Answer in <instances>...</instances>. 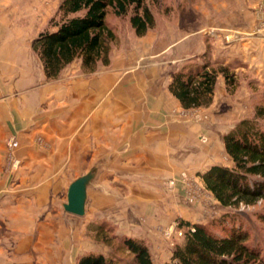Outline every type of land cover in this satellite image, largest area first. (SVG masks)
<instances>
[{
  "label": "rangeland",
  "instance_id": "374dc122",
  "mask_svg": "<svg viewBox=\"0 0 264 264\" xmlns=\"http://www.w3.org/2000/svg\"><path fill=\"white\" fill-rule=\"evenodd\" d=\"M61 2L0 0V39L26 46V74L35 80L28 90L52 83L81 90L83 84L80 94L71 95V105L84 106L77 129L90 142L86 149L68 151L67 158L65 150L58 153L49 140L37 137V149L49 156L47 166L38 157L23 167L13 135L7 138L0 150V175H10L11 182L0 181V264H14L15 255L25 264L29 252H18L28 238H54V264H76L89 253L108 257L116 241L109 246L95 237L96 227L111 229L109 237L129 236L120 230L132 226V217L138 220L133 225L149 224L147 236L130 237L145 243L153 264L172 261L175 245L192 227L188 224H203L222 236L241 229L264 264V199L223 206L201 178L213 165L234 167L223 136L264 106V43H255L264 33V0H145L154 25L143 36L130 24L132 9L117 15L109 8L106 24L113 38L108 63L88 72L76 59L57 78L47 79L31 43L40 32L56 28ZM205 63L227 66L235 84L228 87L218 75L211 104L185 109L169 91L172 76ZM98 80L111 85L98 91L92 87ZM255 125L264 132V120ZM98 131L103 133L94 137ZM91 169L96 175L88 187L85 214L65 212L69 184ZM19 175L35 180L20 181ZM14 188L19 193L9 196ZM137 193L141 197L131 196ZM50 262L29 259L26 264Z\"/></svg>",
  "mask_w": 264,
  "mask_h": 264
},
{
  "label": "trees",
  "instance_id": "16d2710c",
  "mask_svg": "<svg viewBox=\"0 0 264 264\" xmlns=\"http://www.w3.org/2000/svg\"><path fill=\"white\" fill-rule=\"evenodd\" d=\"M109 8L117 15H125L132 9L130 24L137 36L145 35L154 25L145 0H62L59 5L62 16L56 28L40 32L31 43L47 79L57 78L76 59H80L81 67L88 72L94 71L99 63H108L113 38L106 24ZM218 75L228 87L235 84L227 66L214 68L205 63L174 73L168 88L185 109L207 107L212 102ZM258 120H264V106L256 107L251 119L240 120L223 136L233 168L213 165L201 174L206 189L223 206L253 205L264 199V132L256 128ZM188 226L193 230L191 227L184 230L183 240L175 245L168 264L262 263L260 252L247 244V233L241 229L222 236L203 224ZM95 232V237L109 246L116 241V247L108 257L84 254L76 264H153L148 247L140 239L109 237L112 230L103 224Z\"/></svg>",
  "mask_w": 264,
  "mask_h": 264
},
{
  "label": "crops",
  "instance_id": "0c3cea01",
  "mask_svg": "<svg viewBox=\"0 0 264 264\" xmlns=\"http://www.w3.org/2000/svg\"><path fill=\"white\" fill-rule=\"evenodd\" d=\"M255 40V43H264V33L258 34ZM22 43H25V41H22ZM18 46L19 43L17 44L13 43V41L0 39V150L4 149L7 138L13 135V144H15L17 156L23 157L21 158L24 161L23 167L30 166L31 164L29 162H33L34 158L38 157H40V159L44 157L45 164H41L47 166L45 159L49 156L47 153L37 149L34 143V139L37 137L42 136L47 141L49 140L52 144V149L57 150L58 153L60 150L62 152L65 150L62 156L66 157L69 155L68 151H74V149L80 150L82 148L86 149V144L90 142L89 136L86 133L82 135L77 129V126L79 127L80 124H78L79 121L77 119L83 115L80 109L81 107L84 108V106L71 105V95L80 94L81 91H83V84L81 85V90L79 88L77 90L75 88L70 89L69 87L62 86V84L54 85L53 83L28 90L35 80H33V78L30 79L28 73L26 74L25 69L29 68V66L26 67V61L24 60L28 55L26 46H23V48H18ZM42 75L44 76L45 74ZM109 85H111V83L103 84L98 80L92 84V87L102 92V89H105V86L107 87ZM90 89L91 88H89V90ZM74 90L75 93H71L72 91L74 92ZM72 98H74V95H72ZM124 99L128 101L126 98ZM88 104L91 106L93 103L89 102ZM112 105L111 103V106ZM117 106L116 104L113 108L117 109ZM92 108L91 106L90 109ZM71 116L74 119L70 125ZM81 119H83V117L79 118V120ZM69 125L72 126L70 130ZM73 128L76 130L73 131ZM98 132V134L95 133L93 136L98 137L103 133L102 131ZM113 134L114 141H117L118 132L113 131ZM51 154L53 155L54 153L52 152ZM20 171H22V169ZM17 178H20V181L22 178L28 179L29 181H31L32 178L35 180L33 176L27 177L19 175L16 176V179ZM0 181L4 182V185H8L7 183L11 182L10 175L4 174L2 177L0 175ZM8 193L9 196H12L19 192L16 193L14 188ZM136 195L131 196L137 198L141 197L138 193ZM139 207L141 210L144 209L140 202ZM31 214H33L32 210ZM132 219L133 223H138L135 217H132ZM133 223H131L132 226L130 228L120 230L121 233L139 238H144L149 234L150 227L148 223H143L142 221L139 226L133 225ZM54 242V238L48 237L37 240L32 238L25 239L22 241L18 255H22L25 251H28L29 255H27L30 256L29 259H31V261L52 260L50 264H54V249L52 248ZM17 243L15 242L14 245ZM42 245H45V249ZM16 256L17 255L13 257V261L17 262H14V264H24L22 263V259L19 258L20 261H18ZM29 259H25V262L27 263ZM63 261H65L64 258H62L60 262Z\"/></svg>",
  "mask_w": 264,
  "mask_h": 264
},
{
  "label": "water",
  "instance_id": "95a60500",
  "mask_svg": "<svg viewBox=\"0 0 264 264\" xmlns=\"http://www.w3.org/2000/svg\"><path fill=\"white\" fill-rule=\"evenodd\" d=\"M96 175L95 169L76 177L68 186L63 209L73 215L83 216L86 210L88 187Z\"/></svg>",
  "mask_w": 264,
  "mask_h": 264
},
{
  "label": "built area",
  "instance_id": "2783aa9c",
  "mask_svg": "<svg viewBox=\"0 0 264 264\" xmlns=\"http://www.w3.org/2000/svg\"><path fill=\"white\" fill-rule=\"evenodd\" d=\"M263 27H264V17H263ZM191 230H193V228L191 227L190 228ZM178 235H181L182 234V230H178V233H177Z\"/></svg>",
  "mask_w": 264,
  "mask_h": 264
}]
</instances>
